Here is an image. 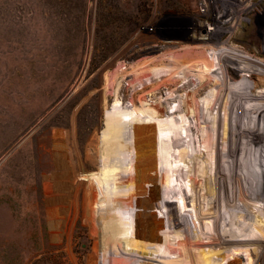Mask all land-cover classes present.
<instances>
[{
  "label": "rangeland",
  "instance_id": "1",
  "mask_svg": "<svg viewBox=\"0 0 264 264\" xmlns=\"http://www.w3.org/2000/svg\"><path fill=\"white\" fill-rule=\"evenodd\" d=\"M203 2L0 0V264H145V259L137 262L144 245L162 252L153 255L156 259L153 264H206L203 252L217 248L216 244L223 239L229 243L226 258L221 261L220 257H214L208 264H253L255 255L250 254L247 245L235 244V238L261 237L257 230L259 223H254L246 205L239 203L246 189L238 193L240 197L233 198L234 204L228 211L223 204L231 179L239 178L256 187L262 186L256 146H259L264 127L257 130L255 123L251 125L255 172L237 177L231 170L229 150L237 147L240 151L244 144L241 132L234 127L238 120L235 113L229 111L232 107H226L225 100L217 101L210 110L202 109L201 114L187 115L183 100L187 89L197 86L198 79L194 74L197 71L182 69L174 77H158L153 73L157 69L174 67L170 61L173 55L195 50V55L203 57V48L207 46L210 51L220 48L221 44H233L252 55L254 78L259 70H264V0H252V3L248 0H211L207 12L201 10ZM206 22L214 29H208ZM208 31L213 32V37ZM227 52L232 50H222L221 56L228 77L239 80L243 75L242 60L228 57ZM120 66L125 76L117 77L115 83L108 86V76ZM172 78L179 81L175 86L170 84ZM232 82L229 84L231 95L235 88ZM209 90L208 87L201 89L198 98L210 100ZM172 92L175 96L170 99ZM134 94L139 95L138 106L143 101L153 103L160 99L169 108H179L176 113L163 117L167 121L170 119L169 125H174L171 126L176 131L170 134L175 133L173 136L178 144L169 140L170 136L165 143L156 141L155 133L151 137L153 129L158 133V122L154 117L133 113L135 121L123 119L118 131L127 143L126 150H121L124 156L114 158L109 154L104 162L103 134L112 123L115 104H121V111L128 114L134 107ZM233 98L238 104L241 102L239 92ZM141 128L143 134H140ZM214 131L223 141L221 147L225 148L226 143L230 147L225 154L222 148L213 152L206 165L213 171L202 169V176L191 175L188 179L186 175L180 176L178 170L182 172L188 167L178 157L181 149L188 153L198 149L204 168L206 147L208 150L214 145ZM143 149H146L145 153ZM221 152L224 157L220 164ZM161 154L171 157L168 163L162 164L165 171L169 168L166 171L169 180L162 189L172 193L174 207H167L165 214L159 217L158 223L161 222L163 227L157 232L170 239H159L147 229L148 224L143 223L141 225L146 229L138 233L127 230L123 222L119 225L121 229H114L111 227L113 222L103 217L97 204L102 190L109 192L113 207H120L122 198L131 189L122 181V168L127 176L141 172L144 188L140 189V194H144V199L140 200L139 196L136 203L149 208L155 171L152 159ZM140 159L149 162L141 163ZM127 161L133 162L125 165ZM134 163H139L138 167ZM218 167L217 175L214 170ZM170 168H177V173ZM181 180L184 186L189 183L185 192H192L190 185L196 183L199 190L196 192H201L203 197L199 199L201 205L197 207V194L193 190L194 195L189 192L193 195L188 199L189 205L183 207L184 191L182 193L177 184ZM172 182H176V186ZM216 204L220 209H216ZM143 207L138 205L136 212L153 214ZM147 216L153 218V215ZM182 226L189 230L184 231ZM234 246L238 249L232 252ZM232 253H238L240 260Z\"/></svg>",
  "mask_w": 264,
  "mask_h": 264
},
{
  "label": "bare ground",
  "instance_id": "2",
  "mask_svg": "<svg viewBox=\"0 0 264 264\" xmlns=\"http://www.w3.org/2000/svg\"><path fill=\"white\" fill-rule=\"evenodd\" d=\"M243 9H245V8H243ZM227 44H229V43H227ZM206 47L202 49L203 50L202 52L205 53L204 56L202 55L203 57H200L201 55L200 56L195 55L193 53L195 50L193 52H191L189 50L188 52H184L182 55L181 54L173 55V57L170 54L171 55L170 57H172L170 61H172V64L173 63L175 64L174 67L169 68V69H163V70H161L162 68L161 69H157V70H154L153 73L156 74L158 77L162 76V75L163 76L164 75H171V76L174 77V76H177L179 70L181 71L182 69H184L185 72H186V70H191V72L197 71V73L193 72L197 76V79H198L197 86L195 88H193L192 90H188L187 89V91L185 93L184 100H183L184 108H185V111H186L187 115H197L199 112H200L199 114H201L202 113V111H201L202 109H207V110L209 109L210 110V108L217 101L221 102V101L225 100V103H224L225 106L226 107H229V106L232 107V110H229V111H231L232 114L235 113L234 116L238 120V123L234 121L235 122L234 123L235 124L234 127L235 128L237 127V129H239V131L241 132V134L243 136L241 138H242V142H243L244 146H242L240 151H238L237 147L234 150L232 148H231V151L229 150L231 163L233 165L231 167V170L233 172L232 171L231 172L233 174H237V177H238L239 174L246 175V176L252 175L253 172H255L254 168H253V162H252L253 158H254L253 157V155H254L253 152H255V148H254L255 146H254L253 140L251 138V136L253 134V128H251V125L253 123H255L257 130H259V127L260 128L264 127V70L263 69L259 70L258 76L254 78L252 76V74H251V69H252L251 57H252V55L248 51L243 50V49H241L238 46H235L233 44H230V45L221 44V46H219L220 48H218V49L217 48H212L211 49L212 51L211 50L209 51ZM226 49L230 50V51L232 50V52H227L226 53L228 55V57H232V58L240 57V59L242 60L243 75L240 76L239 80H237V79L230 80L229 77H228L226 66L224 64V59L221 56L222 50H226ZM198 51H200V50H198ZM196 52L197 51H195V53ZM172 53H174V52H172ZM230 55H232V56H230ZM217 70H218V72H216ZM247 74H249V76H247ZM123 76H125L124 75V71H122V68L120 66L117 70H115L114 74H111V76H108V86H111L113 83H115L114 81H115V79L117 77H123ZM231 81H234L232 83H233V85L235 87L232 90V92H233L232 95H231V92L229 91V84L231 83ZM178 82L179 81L176 78H172L170 80L171 86H175ZM165 83H166V81H165ZM207 87H208V89H210L207 95L211 96V98H210V100L201 101L198 98V92L201 91V89L207 88ZM174 92H172L170 99L174 98V96H175ZM237 92H239L240 99H241L240 100L241 102L239 104L237 102H235V98H233V95H235V93H237ZM134 95H135L134 96V102H133V106L134 107L131 110V112H128V114L125 112L127 115L124 114V112L121 111V104H118V103L115 104V107H114L113 112H112V118H113L112 119V123L108 124V126H107V128H106V130H105V132L103 134V145H104L103 161L104 162L107 160L109 154H111L114 158H116V157L121 158L122 156H124L123 153H121V150H126V144L127 143L125 142V140H123L121 138L122 135H119L118 131L120 130L119 129L120 126L123 124L121 121L123 119H125V118L129 119V120H132L134 114H136L135 116H137L138 114H142V115H145L146 117H151V116L154 117V119L156 120L155 122H158V133H157V131L155 129H153V134L151 135V137L154 136V133H155L156 141H158L160 143L161 142L165 143V141H168L169 136H170L171 139H169V140H171L175 145L178 144V142H176V138H175L176 136L175 137L173 136V135H175V133L173 135L170 134L171 132L173 133V132L176 131L174 129V127H173L174 125L172 123L169 125L170 122H168V121L170 119L167 121L163 117L166 114L176 113L179 108L178 107H176V108H174V107L171 108L170 107L169 108L160 99L159 100L155 99L153 101V103H149V102L143 101V103L140 106H138L136 104V101H137L139 95L138 94H134ZM234 106H236V108ZM206 114H208V113H206ZM114 117H116V118H114ZM138 119L142 120V118H138ZM133 120L135 121V119H133ZM262 123H263V126H261ZM130 124L133 126V123H130ZM171 125H173V126H171ZM133 127L136 128L135 126H133ZM141 129H139L140 130V134H143L144 133V131H143L144 129H142V130ZM131 131L133 132V130H131ZM141 131L143 133H141ZM167 131H168V133H167ZM132 132H130V133H132ZM135 132H139V131H135ZM148 132H150V131H148ZM214 132H215V138H214V141H213L214 145L212 144V146H210L211 149L209 148L208 150H207L208 147H206V152L205 153L207 155V161L205 162V167L204 168L201 166V163H200V160H199L200 157H201V153H198V149H195V152H193V153H188V152H185L183 149H181V151L179 152V156L178 157H180V160L182 162L186 163L188 167H187V169H185L186 172L184 170L182 172H181V170L180 171L178 170L180 176L185 177V175H186L185 178L188 179L191 175L192 176H197V177L202 176L203 175V172L201 171L202 169H203L204 172H207V170H209V172L213 171L211 166L210 167H206L207 163L211 160V158L213 156L212 155L213 152L214 151L216 152V149H218L220 151L221 148H222L223 151H224V154H225L226 151H228V149L230 147V146H227V143H226V145H224L225 148L221 147V143L223 141H221L220 138H217L218 134H217L216 131H214ZM130 133L128 135H130ZM150 134H149V136H150ZM168 134H170V135H168ZM166 135H168V137ZM140 136H142V135H140ZM165 136H166L167 139H165ZM135 137H136V135H135ZM144 137H145V135H144ZM124 138H125V136H124ZM127 139L129 140V136H128V138H126V141H128ZM139 139L141 140L142 138L140 137ZM139 139H138V141H140ZM153 139H154V137H153ZM134 140L135 139L133 138L132 141H134ZM262 141H263V144H262ZM150 142L151 141H149L148 143L150 144ZM133 144L135 145V147H137L136 146V142L133 143ZM143 144H145V143H143ZM143 144L141 143V145H143ZM154 144H156V142H154ZM258 145H259L258 147L256 146V150L258 152L257 153V156H258L257 157L258 158V174L260 176H262V186L260 185L259 187H256V185L254 186V183H251V182L247 183L246 181L239 180V178L238 179H231L229 181V184H227V186H226L225 201H224L225 204H223L227 208V211H228V209L232 208V206L234 204L233 203L234 202L233 198L235 196L238 197L239 196L238 193H241L240 191H242V189H246V194L244 195V198L241 197V199L239 200V203H241V202L244 203V205H246L247 210L249 211L248 213H251L254 223H257V224L259 223V225H257L258 226L257 230L260 232V234H261L260 236L261 237L235 238V244L241 243V244H244V245L246 244L247 245V249L250 251V254L252 253L253 256L255 255V257H253V260H254L253 264L264 263V201H263L264 199L263 200L261 199V197L264 195V130L262 131V138L259 141ZM130 146H132V145H130ZM141 147L145 148V146H141ZM227 147H228V149H227ZM137 149H136V151L134 150L136 153H137ZM150 149L148 147L147 150L150 151ZM131 150H132V148H131ZM127 151H126V155L128 154ZM143 151L145 153L146 149H143ZM222 152H221V156H220L221 157L220 158V164L222 162V157H224V155H222ZM238 152H241L240 155H239ZM129 154H131V153L129 152ZM146 154H147V152H146ZM154 154H152V155H154ZM161 155L164 156V154H161ZM166 155L164 157H162V156L160 157L158 155H155V156H153V159H152L153 160V166H155V171L154 172L152 171L153 172V177H152L153 178V193H152L153 194V198L151 200L152 203H151L149 208H144L140 204V202L136 203L137 200L139 199V196H141L140 200L143 201V199H144V198L142 199V196L144 197V194L143 195L140 194V189L144 188L143 187L144 179L141 177V175L143 174V173L141 174V172H139V174H136V172H134L135 174L129 172L130 174L127 176V174H128L127 170H129L130 166L126 167L127 168V170H126L127 174H124L125 171H123V168L121 170L122 171V176L121 177L123 179L122 181H123L124 185L126 184L127 186L131 187V189L128 190V192L122 198L123 200H121L122 203H121L120 207L118 205V203H119L118 200L120 199V197L117 200L118 207L115 208V206L113 207V204H112V198L108 194L109 192L107 193L105 189L102 190L103 191L102 192V197H100V200H98L97 204H99V207L101 208V212L103 214V217L107 221L113 222L111 225H114V226H111V227H114V229H121L119 227V225L122 224V222H123L126 225L127 230H129L131 232H132V230H134V231H136L138 233V232H142V230L145 231V229H146V227H143L141 225V223L148 224L149 228L147 227V229H149L152 234L154 232V234H156V236L159 239L162 238L163 241H165V239L166 240L168 239V237H169L168 235L163 238L160 235V233L157 232L160 228L163 227L162 225H160L161 222L158 223V221H160V220H158L159 217H161V216H163L165 214V211H166L167 207H174V206H172V203H173V199L171 198L172 197V193H168L167 191H164L162 189V187H164L165 184L168 183V180H169V178L166 177V171L167 170L169 171V168H167V170L165 171L164 167L162 166V164H165V162L168 163L170 161V159H168L170 156L166 157ZM136 156H135V158L137 159L139 156L138 157H136ZM141 156H142V154H141ZM147 156H148V154H147ZM157 157H159L158 161H156ZM165 157H166L167 160H165ZM119 158H118V160H119ZM122 159H124V158H122ZM115 161H117V160H115ZM147 161L149 162V160H147ZM112 162H111V165L113 164ZM132 162L128 163V161H127L124 164L125 165L127 163L128 164H132ZM140 162L142 163L143 160L141 161V159H140ZM146 162H143V163L146 164ZM148 162H147V164H148ZM136 163H134V164H136ZM139 163H138V165H139ZM138 165L136 164L135 166L138 167ZM149 166L150 165H148V167ZM141 167L142 166H140V168ZM144 169H145V167H144ZM176 169H171V170H173L172 172L174 173V170H175V172L177 171ZM118 170L120 171V169H118ZM136 171L138 173V170H136ZM159 171L161 173H159ZM214 171H216V174L218 175L219 172H220V167L215 168ZM147 173H149V171ZM147 173H145L144 175H146ZM239 177H240V175H239ZM148 178H150V175H149ZM180 178L181 177L176 178V181H178ZM231 178H233V177L231 176ZM119 179H120V177H119ZM145 180L147 181L146 178H145ZM216 180H219V178H216ZM151 181H149V182H151ZM174 183H176V182H174ZM174 183L172 182V185L176 186ZM149 184L152 185L151 183H149ZM177 184L180 187L179 190H181V192L184 191V195L185 196H183V197L185 199V201H184L185 203L183 204V207L185 208L187 205H189L188 199L190 197H193L194 192H196V191L199 192V190L195 187V185H196L195 182L194 183L192 182V184L190 185L191 186L190 189H192V192L191 191L185 192V190L188 189L189 183L188 184L185 183V186H184V184H183V182L181 180V182L179 181V182H177ZM121 185L122 184H119V186H121ZM118 187H116V188L118 189ZM119 189H120V187H119ZM173 189H171L172 192L174 191ZM175 190H177V188ZM193 190H194V192H193ZM189 192H191L193 195H190ZM198 192H196L197 200H198V202L196 204L197 207L199 205H201V201L200 200L203 198L201 192L200 193H198ZM112 194H114V193H112ZM120 194H121V192H120ZM170 194H171V196H170ZM181 202H183V200ZM138 205L143 207L144 210H149V211L153 212V214H146V213H143V212L142 213L136 212ZM216 205L218 206V207L216 206L217 207L216 209H220L219 208V204H216ZM183 207L181 205L182 211L185 212ZM179 208H180V205H179ZM133 211L135 213H133ZM186 212H187V210H186ZM248 213H246V214H248ZM134 214H136L135 217H134ZM147 215H153L154 219L149 217V216H147ZM243 219H245V218H243ZM153 220L155 221L156 225L153 222ZM250 221H251V219H250ZM250 221H248V222H250ZM118 222H121V223H118ZM250 226H251V223H250ZM182 227H184L183 229L186 232L189 230V227H186V226H182ZM252 227L254 228V226H252ZM253 232H255V231H253ZM257 233L258 232H256V234ZM144 235L147 237V232H144ZM164 235H166V234L164 233ZM243 235H244V233H243ZM248 236H250V235L248 234ZM179 237H182L181 234L179 235ZM169 239H170V237H169ZM160 242H159V244H160ZM217 245H218V247L215 248V249H212L210 252H207V251L203 252V260L207 262L206 264H208L209 261H214V257H216V258L220 257L221 261H223L226 258V252L228 251V245H229L228 241L226 239L225 240L224 239L220 240V241H218L216 246ZM237 247L238 246H234L235 250H233L232 252L237 251V249H238ZM232 249H233V246H232ZM140 250L141 251L139 253V256H138L139 258L137 259L138 260L137 262L141 263V260L145 259V264H153V263H155L156 259L153 257V255L159 254L161 252V251L159 252V250H157L156 248H153V246H151V247L149 246L148 247L147 245H144ZM212 252L216 253L217 256L215 254H212ZM232 255L235 256L234 258H237L238 260H240L238 258V253H232ZM158 261H159V258H158ZM216 261H218V260H216ZM158 264H160V263H158Z\"/></svg>",
  "mask_w": 264,
  "mask_h": 264
},
{
  "label": "built area",
  "instance_id": "3",
  "mask_svg": "<svg viewBox=\"0 0 264 264\" xmlns=\"http://www.w3.org/2000/svg\"><path fill=\"white\" fill-rule=\"evenodd\" d=\"M209 1H211V0H204V2L202 3L201 10H202L203 12H207L208 5H209V4H208ZM248 2H249V3H252V0H248ZM249 3H247V4H249ZM248 6H250V4H249ZM248 6H245V7L248 8ZM223 10H224V9H223ZM206 24L208 25V29H214V27L211 26V25H209L208 22H206ZM208 32H209L208 34H212V37H213V32H210V31H208Z\"/></svg>",
  "mask_w": 264,
  "mask_h": 264
}]
</instances>
